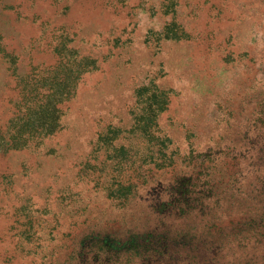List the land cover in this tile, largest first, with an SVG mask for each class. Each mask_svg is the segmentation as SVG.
<instances>
[{"label":"rangeland","instance_id":"rangeland-1","mask_svg":"<svg viewBox=\"0 0 264 264\" xmlns=\"http://www.w3.org/2000/svg\"><path fill=\"white\" fill-rule=\"evenodd\" d=\"M0 264H264V0H0Z\"/></svg>","mask_w":264,"mask_h":264}]
</instances>
